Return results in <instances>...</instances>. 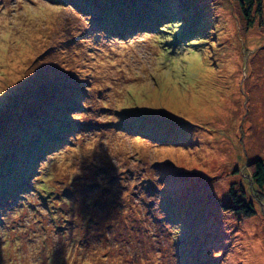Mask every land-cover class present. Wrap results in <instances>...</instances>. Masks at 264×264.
Wrapping results in <instances>:
<instances>
[{"label":"rangeland","instance_id":"rangeland-1","mask_svg":"<svg viewBox=\"0 0 264 264\" xmlns=\"http://www.w3.org/2000/svg\"><path fill=\"white\" fill-rule=\"evenodd\" d=\"M261 2L0 0V264H264Z\"/></svg>","mask_w":264,"mask_h":264},{"label":"trees","instance_id":"trees-1","mask_svg":"<svg viewBox=\"0 0 264 264\" xmlns=\"http://www.w3.org/2000/svg\"><path fill=\"white\" fill-rule=\"evenodd\" d=\"M238 1H239V6L242 10V13L245 15L244 17L248 19L249 23L251 22V20L249 19L250 10L252 9V6L254 4H256V8H255L256 14L262 13V2H261V0H256L255 3H254V0H238ZM97 9H99V8L96 7V9L94 11H96ZM108 11H109V13H108ZM118 12H119V14H118ZM142 12H144V11L141 10V13ZM107 13L110 14L111 17H109V18L106 17L105 20H103V18H100V19H102L103 22H106L108 19H110V20L112 19L115 22L113 28L116 32H119V34L120 33L126 34L128 32V30H130L131 28L139 26L143 23V22L142 23L140 22L136 26H135V22H132L131 25L130 24L129 25L124 24L123 22L118 20V15L121 16V12L118 11L117 9H113V8L110 9L109 8V9H107ZM142 17H144V16H142ZM247 167L250 171L251 180H253V182L260 189H262L263 194H264V158H258V157L253 158L252 160H250L247 163ZM24 178H27V176H25ZM229 193H230V196H231V199L233 202H232V204H223L222 205V208L225 211H230L236 215H241L245 218L252 217L255 215V208L251 202H246L244 199H242V197L237 198V196L233 192L232 188L230 189Z\"/></svg>","mask_w":264,"mask_h":264}]
</instances>
